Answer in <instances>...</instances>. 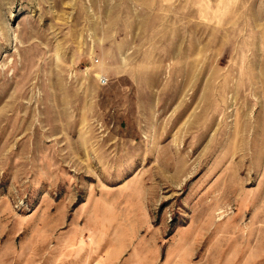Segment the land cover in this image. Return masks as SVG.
Instances as JSON below:
<instances>
[{"label": "rangeland", "instance_id": "rangeland-1", "mask_svg": "<svg viewBox=\"0 0 264 264\" xmlns=\"http://www.w3.org/2000/svg\"><path fill=\"white\" fill-rule=\"evenodd\" d=\"M0 264H264V0H0Z\"/></svg>", "mask_w": 264, "mask_h": 264}, {"label": "built area", "instance_id": "built-area-1", "mask_svg": "<svg viewBox=\"0 0 264 264\" xmlns=\"http://www.w3.org/2000/svg\"><path fill=\"white\" fill-rule=\"evenodd\" d=\"M97 78H98V82H99V84H101V85H105V84L107 83V79H106L105 76H103V75H99Z\"/></svg>", "mask_w": 264, "mask_h": 264}, {"label": "bare ground", "instance_id": "bare-ground-1", "mask_svg": "<svg viewBox=\"0 0 264 264\" xmlns=\"http://www.w3.org/2000/svg\"><path fill=\"white\" fill-rule=\"evenodd\" d=\"M96 75H98V74H96Z\"/></svg>", "mask_w": 264, "mask_h": 264}]
</instances>
